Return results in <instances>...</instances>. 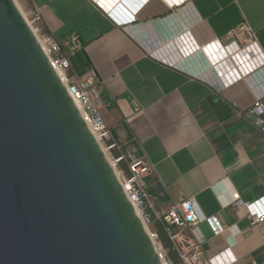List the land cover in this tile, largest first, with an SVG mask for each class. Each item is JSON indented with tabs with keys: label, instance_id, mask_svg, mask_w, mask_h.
Instances as JSON below:
<instances>
[{
	"label": "crops",
	"instance_id": "crops-1",
	"mask_svg": "<svg viewBox=\"0 0 264 264\" xmlns=\"http://www.w3.org/2000/svg\"><path fill=\"white\" fill-rule=\"evenodd\" d=\"M171 1L20 0L28 11L39 8L38 25L53 38L64 41L78 35L82 47L70 56L71 79L95 74L102 100L98 108L125 172L137 159L149 163L144 179L151 212L167 211L180 198L195 197L204 215L240 231L229 247V230L215 234L206 221L198 224L213 264H264V222L252 224L245 205L223 202L232 190L245 202L264 196V129L242 109L252 99L249 85L242 80L220 92L198 76L205 70L197 71L196 56L184 57L180 50L190 70L172 67L151 54H162L160 47L150 46L153 36L164 38L160 18L171 12L179 15L181 9L182 22L199 32V39H211L202 55L218 64L216 68L227 54L212 39H223L243 22L256 33L259 63L264 55V0H176L184 4L175 8ZM140 3L136 37L114 17L125 18ZM174 37L165 36L169 50Z\"/></svg>",
	"mask_w": 264,
	"mask_h": 264
},
{
	"label": "water",
	"instance_id": "water-1",
	"mask_svg": "<svg viewBox=\"0 0 264 264\" xmlns=\"http://www.w3.org/2000/svg\"><path fill=\"white\" fill-rule=\"evenodd\" d=\"M0 264H165L15 0H0Z\"/></svg>",
	"mask_w": 264,
	"mask_h": 264
},
{
	"label": "built area",
	"instance_id": "built-area-1",
	"mask_svg": "<svg viewBox=\"0 0 264 264\" xmlns=\"http://www.w3.org/2000/svg\"><path fill=\"white\" fill-rule=\"evenodd\" d=\"M183 4L184 3L174 4L170 5V7H182ZM141 7L142 3L137 5L136 8L131 7L133 13L128 12V16H125V18L122 16L118 19L114 17L118 25L123 26L127 32L134 36L137 35L136 33H139V30L136 29V25ZM183 12L184 11L180 9V18L178 14L175 15V12H171L169 15L160 18V21L164 24L168 19H174L175 23L173 22V28L174 30H177V28L180 27V23L182 25L184 24L181 19ZM30 14L32 16L31 21H29L27 17L25 18L35 32L50 63L59 76L61 75V79L65 83L69 93L73 97L77 106L80 107L81 114L92 133L105 150L109 161L115 168L119 181L128 199L145 225L147 233L153 241L158 253L164 260V263L170 264L167 259L166 249L159 239L158 232L151 226L154 223L152 219L156 220L164 227L173 249L178 254L180 264H213L212 259L207 255L204 247V236L197 233L198 224L206 221L215 234L229 230L232 233V236L229 239V247H233L236 243V236L240 231L235 225L226 227L217 219V217L204 215L195 197H182L167 211L151 212V209L154 207L146 192L144 179V175L150 169L149 163L145 158L137 159L128 164V173H125L118 167V163L123 157L121 155L113 156L112 149L115 148V144L107 143V140L110 137V132L98 108L102 103V100L100 91L94 82L95 74L93 73L92 76L85 80L77 79V81L73 82L71 79L69 73V70L71 69L70 56L73 52L82 47L78 35L73 34L66 40L59 41L53 38L50 34L44 32L43 28L38 25V22L41 20V12L39 8L34 7L31 9ZM32 23L36 24L34 28ZM172 31L173 30H167V33L171 34ZM138 36L140 35L138 34ZM163 39L164 38H160V41L162 42ZM212 40H214L215 43L220 44L221 47H236L238 51H245L251 45H256L258 47L256 33L247 22L241 23L236 29L230 31L223 39L214 38ZM148 42L150 43L151 40L148 39L147 43ZM150 44H153V42ZM151 54L169 66L183 67L186 68V70H190L189 67L184 65L183 59L181 61H172L159 57L152 52ZM261 56L263 58L261 64L255 66L251 61V64L254 65L253 67H251V64L245 59L242 60L239 58L241 59V63L238 64L233 62L231 58H227L228 63L233 66V72L230 70L229 72L231 76L225 75L224 79H222V75L220 74L221 80L219 78L208 80L200 75L198 76L209 81L210 84H214L220 92L239 81H246L249 85L248 90L250 91L252 99L242 107V109H245L249 115L252 116L253 122L257 126L264 129V55L261 53ZM236 67L239 72L236 70ZM255 75H257L256 78L253 77ZM235 104L238 105L237 103ZM223 202L225 205H245L248 210V218L252 224H261L264 222V196L254 202H245L237 191L232 190L230 198Z\"/></svg>",
	"mask_w": 264,
	"mask_h": 264
},
{
	"label": "bare ground",
	"instance_id": "bare-ground-1",
	"mask_svg": "<svg viewBox=\"0 0 264 264\" xmlns=\"http://www.w3.org/2000/svg\"><path fill=\"white\" fill-rule=\"evenodd\" d=\"M171 1V0H170ZM172 2V1H171ZM172 5H174V4H180V2L179 1H176V0H174L173 1V3H171ZM18 5V4H17ZM18 7H19V9L21 10V8H20V6L18 5ZM21 12L23 13V11L21 10ZM24 14V13H23ZM125 16V15H124ZM170 21H171V24L173 25V22H174V19H168L167 21H166V23H164L163 24V27L164 28H166V29H164L165 30V34H164V41H160V39H158V38H155L154 36L152 37L153 38V40H152V42H153V44L152 45H150V46H152V47H160V50H161V52H163L162 54H158L160 57H162V58H165V59H168V60H172V61H181L182 60V56H180V54H179V52H180V49H181V54H183V56L184 57H188L189 55H194L193 57L195 58V56L197 57V59H194V62H195V67H196V69H197V71H198V68H199V70H205L203 73H201V74H199L201 77H203V78H205V79H208V80H213V79H220L221 80V76H220V74L222 75V79H224L225 78V75H228V76H231L230 75V70L232 71V69H233V66H231V64H229L228 63V61H227V58H231L232 59V61L233 62H236V63H238V64H240L241 62H240V60L242 59H245V60H247L248 62H249V64H251L252 62L254 63V65L256 66V65H258V64H260L262 61H260L259 63L257 62V59L259 58L258 56H260L259 55V53L257 52V46L256 45H251V46H249L245 51H238L237 49H236V47H229V48H225L224 47V49H225V51H226V54H227V56L225 57V58H223V60L219 63V68H216V66L218 65H213V64H216V63H211V59L210 60H208V58L207 57H205V55L203 56L202 55V52H203V54H205L204 53V48H205V46H206V44H208V42L211 40V39H209L208 41L207 40H202L201 38V44L200 43H192V44H190V45H183V46H181V43H180V39H181V37L183 38V37H188L189 39H194L195 40V38H193L194 36H195V34H197L198 35V33L199 32H197L196 31V33H195V31H191V29L190 28H188V26L189 25H187V24H181L180 22V27H178L177 28V30H174V28H173V26H170L171 24H170ZM170 24V25H169ZM190 30V32H191V36L189 35V34H187V32H185V30ZM204 29V28H203ZM167 30L168 31H171V30H173L172 32H171V34H168L167 33ZM202 31V30H201ZM200 31V32H201ZM182 32H184V33H182ZM173 34H174V38H176L175 39V41H174V38H173V43H174V46H175V48H174V46H173V48H170V50L167 48V46H169V44H170V42H168V41H166L165 40V36L166 37H169L170 35H172L173 36ZM202 34V33H201ZM204 34V33H203ZM207 34V33H206ZM194 35V36H193ZM205 35V34H204ZM193 36V37H192ZM202 36V35H201ZM203 37V36H202ZM206 38H207V36H206ZM213 38V37H212ZM150 46H148V48H150ZM165 49V50H164ZM207 49V48H206ZM164 50V51H163ZM220 51V50H219ZM153 52V51H152ZM154 53V52H153ZM156 54V53H155ZM210 55V54H209ZM243 55V56H242ZM208 56V55H207ZM234 57V58H233ZM244 57V58H243ZM239 58H241V59H239ZM260 59V58H259ZM235 60V61H234ZM252 61V62H251ZM190 62V61H189ZM234 64V63H233ZM210 65L212 66H214V68L213 69H209L208 71H207V69H206V67L207 66H209L210 67ZM235 65V64H234ZM254 65H250L251 67H253ZM216 69H218V71H216ZM221 69H223V70H221ZM249 69V68H248ZM221 70V71H220ZM236 70L239 72V70L237 69V67H236ZM233 72V71H232ZM60 77H61V75H60ZM78 108L80 109V107L78 106ZM104 150V149H103ZM104 152H105V150H104Z\"/></svg>",
	"mask_w": 264,
	"mask_h": 264
},
{
	"label": "trees",
	"instance_id": "trees-1",
	"mask_svg": "<svg viewBox=\"0 0 264 264\" xmlns=\"http://www.w3.org/2000/svg\"><path fill=\"white\" fill-rule=\"evenodd\" d=\"M107 143L110 144L111 140L108 139ZM112 150H113V152H112L113 156H118L119 155L118 153L114 152V149H112ZM122 161H123V159H121L119 161L118 167L125 172V170H124V168L122 166ZM152 218H153V216H152ZM152 221L154 222L153 225H154L155 229L158 232L159 239L162 242L164 248L166 249L167 259L169 260L170 264H180L179 263L178 254L173 249V247L171 245V242H170V240H169V238H168V236H167V234H166V232L164 230V227L159 222H157L156 220L152 219Z\"/></svg>",
	"mask_w": 264,
	"mask_h": 264
},
{
	"label": "rangeland",
	"instance_id": "rangeland-1",
	"mask_svg": "<svg viewBox=\"0 0 264 264\" xmlns=\"http://www.w3.org/2000/svg\"><path fill=\"white\" fill-rule=\"evenodd\" d=\"M15 2L20 6V8H21V10L23 11V13H24V16L25 17H27V19L29 20V21H31L32 20V16H31V14H30V10L28 11V10H26L25 8H24V6L21 4V2H20V0H15ZM32 25H33V28L35 27V25L36 24H33L32 23ZM187 29V28H186ZM185 32H187V34H189L190 36H191V32H190V30H185ZM182 33H184V32H182ZM169 34V33H168ZM194 36V35H193ZM192 36V37H193ZM193 38H195V40L194 39H189L188 37H181V39H180V43H181V46H183V45H190V44H192L193 42L194 43H200L201 41H200V39L197 37V34H195V36L193 37ZM183 44V45H182ZM201 44V43H200ZM165 50V49H164ZM163 50V51H164ZM163 53V52H162ZM164 261V260H163ZM166 262V261H165ZM166 264V263H165Z\"/></svg>",
	"mask_w": 264,
	"mask_h": 264
}]
</instances>
